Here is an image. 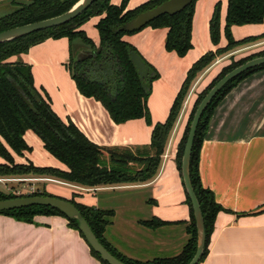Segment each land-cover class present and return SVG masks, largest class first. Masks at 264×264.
Listing matches in <instances>:
<instances>
[{
    "label": "crops",
    "instance_id": "obj_1",
    "mask_svg": "<svg viewBox=\"0 0 264 264\" xmlns=\"http://www.w3.org/2000/svg\"><path fill=\"white\" fill-rule=\"evenodd\" d=\"M147 1L130 0L127 9H135ZM111 2L119 6L122 0ZM219 2L224 5V31L228 0H198L193 19V48L183 58L166 50V28L148 27L124 36L123 40L134 46L160 75L152 84L147 103L153 125L167 120L190 68L207 52L227 45L224 32L218 46L210 37V21ZM102 18L93 17L81 27L97 47L100 35L96 26ZM232 33L237 41L258 37L264 34V23L234 26ZM71 46L67 38L48 39L10 61L21 60L30 66L35 87L46 91L56 115L66 123L73 122L92 143L132 151L149 145L153 126L145 119L116 124L100 102L79 92L68 68ZM256 46L264 48V39L246 49ZM74 49L77 54L84 50L81 43ZM239 51L219 58L193 85L154 179L142 184L97 188L59 180H54L55 184L66 188L45 183L58 190L60 198L71 200L75 196L77 203L114 211L105 237L123 256L140 262L172 258L188 242L190 235L186 228L191 215L176 164L178 145L197 95ZM24 139L32 152H25L23 156L7 146L16 164L68 170L45 150L33 131L28 130ZM6 163L0 157V165ZM200 174L204 187L214 193L224 209L216 217L207 256L201 264H264V70L241 81L216 107L201 150ZM155 218L170 224L156 230L140 224ZM0 264L102 263L92 255L80 232L70 227L62 216L40 215L33 223H27L0 214Z\"/></svg>",
    "mask_w": 264,
    "mask_h": 264
},
{
    "label": "trees",
    "instance_id": "obj_2",
    "mask_svg": "<svg viewBox=\"0 0 264 264\" xmlns=\"http://www.w3.org/2000/svg\"><path fill=\"white\" fill-rule=\"evenodd\" d=\"M78 1H13L19 8L13 13L0 18V33L62 15L69 11ZM129 1L122 0L121 5L117 6L112 4L111 0H96L87 11L67 24L39 31L13 42L0 45V157L7 162L0 165V176H50L69 184L87 188L142 184L151 181L158 174L170 136L180 117L190 90L199 76L219 58L237 51L240 47L264 39L263 34L258 37H248L237 41L232 33L234 26L241 27L264 23V0H228L224 28L227 45L224 48L217 49L215 52H207L190 68L173 102L167 120L164 123L153 125L147 103L152 84L159 79L160 75L142 57L147 69L145 78L141 80L130 60V51L139 52L134 46L125 42L123 38L127 35L136 34L148 27L152 29L166 28L168 29L165 44L166 50L176 53L180 58L185 57L193 48V19L198 0H195L182 12L174 16L163 15L142 29L136 31L121 30L116 33L117 30L124 27L126 23L139 14L151 10L168 0H148L132 10L127 9ZM220 11L221 3L219 2L215 6L210 21V37L215 46H218L221 42ZM96 16H103L96 26L100 35L99 47L81 30L84 24ZM61 38H67L72 45V55L68 68L79 92L87 98H93L100 102L116 124L145 119L149 126H153L149 145L132 151V149L127 148H106L92 143L73 122L68 121L66 123L56 115L46 91H39L35 87L32 68L21 60L10 61L11 58L28 53L33 46L48 39L57 40ZM76 40L80 41L84 50H90L94 55L84 60H78L79 57L73 47V43ZM260 56H264V51L239 61H235L232 57L231 64L224 67L217 77L198 94L177 149L176 164L181 178L182 158L186 142L191 123L200 103L226 74L247 61ZM262 70H264V65L250 69L225 85L206 108L196 130L190 160V178L200 203L206 232L205 251L200 264L204 262L207 256V248L214 231L216 217L219 212L224 211L223 207L216 201L214 193L204 187L200 174L201 150L209 129L210 120L216 107L234 87L244 79ZM14 84L20 87L25 97L34 106L37 114L21 99L15 90ZM28 130L33 131L40 138L45 150L64 164L68 169L67 171L53 167L39 168L32 163L29 165L15 163L7 146L18 156H23L25 152H32V148L28 146L24 139V135ZM34 196L52 195L36 193ZM15 198L19 197L5 195L0 191V200ZM69 201L82 213L104 247L125 264H189L196 254L197 226L192 203L187 193L186 202L191 215L190 222L186 228L187 233L190 235L188 242L179 255L172 258L155 259L150 262L129 259L117 252L107 242L105 235L108 227L112 224V219L115 216L114 211L96 209L77 203L74 199ZM0 214L27 223H33L36 216L58 215L66 218L70 227L80 232L79 223L76 219H68L59 210L51 207L32 206L2 211ZM140 224L146 228L156 230L170 223L155 218L151 221H142ZM80 234L84 238L81 232ZM91 253L102 264H108L93 249H91Z\"/></svg>",
    "mask_w": 264,
    "mask_h": 264
},
{
    "label": "water",
    "instance_id": "obj_3",
    "mask_svg": "<svg viewBox=\"0 0 264 264\" xmlns=\"http://www.w3.org/2000/svg\"><path fill=\"white\" fill-rule=\"evenodd\" d=\"M96 0H79L69 11L66 13L59 15L57 17H53L47 20H43L36 23H31L23 26H19L8 31L0 33V45L13 42L22 37L31 35L33 33L55 28L68 22L76 19L80 15H82L85 11H87ZM195 0H168L163 4L145 11L139 14L137 17L129 21L122 27L117 30L116 33L121 30L125 31H136L144 28L152 21L158 19L163 15L174 16L187 7H189ZM78 55V60H84L86 58H90L94 55V53L90 50H83ZM130 60L138 72V75L141 80L145 78L146 75V64L142 58V56L135 52L130 51ZM264 65V56L257 57L255 59L247 61L245 64L240 65L235 68L231 72L225 75L205 96V98L200 103L198 109L195 112L193 121L191 123L190 132L188 135V139L185 146L184 155L182 158V178L186 193L190 197L194 216L196 220L197 226V251L193 259L189 264H200L201 258L205 251V243H206V232L204 225V218L202 214V210L200 207V203L196 197L194 188L191 183L190 178V160L194 138L196 135V130L198 124L205 112L206 108L215 98V96L227 85L230 81L234 80L239 75L249 71L250 69L259 67ZM15 90L21 97V99L29 106V108L37 114L34 106L30 101L25 97L24 93L20 89L19 86L15 85ZM48 126V125H47ZM49 127V126H48ZM32 206H46L59 210L63 213L68 219H76L79 223V230L83 234L85 241L89 244V247L93 249L101 259L108 264H125L118 258H116L113 254H111L104 245L99 241L97 236L94 234L88 222L83 217L82 213L78 210V208L72 204L68 199H62L59 197L52 196H28V197H19L15 199L9 200H0V212L2 211H10L15 209H21Z\"/></svg>",
    "mask_w": 264,
    "mask_h": 264
},
{
    "label": "rangeland",
    "instance_id": "obj_4",
    "mask_svg": "<svg viewBox=\"0 0 264 264\" xmlns=\"http://www.w3.org/2000/svg\"><path fill=\"white\" fill-rule=\"evenodd\" d=\"M13 1L20 2L25 0H2L0 1V18L13 13L16 11L19 7L14 3ZM224 5L221 4V38L223 37V13H224ZM261 41V40H260ZM259 42V41H258ZM248 44L243 47L238 48L237 50H240L237 54L233 56L235 61H239L243 58L257 55L258 53L264 51V48L261 49V47L258 48V46L253 48L246 49V47L256 44ZM80 44L79 40L74 41L73 45L74 47H78ZM243 49V50H242ZM261 57V56H260ZM232 58V57H231ZM230 58V64L232 62ZM257 58V57H256ZM255 59V58H253ZM198 96V95H197ZM190 116V115H189ZM189 116L187 117V123L189 120ZM186 123V125H187ZM186 128V127H185ZM184 134V133H183ZM174 144L173 140L171 145ZM35 178V179H34ZM0 179L3 180L0 182V191L3 192L5 195H13L16 197H28V196H34L36 193H47L52 196H58L57 192L52 188H49L46 186L45 183H48L49 186L53 185L59 188H66L62 185H57L55 182H58L57 179L51 178L50 176H38V175H31V176H0ZM42 179H48L49 182L43 181ZM55 180V182H54ZM60 181V180H59ZM63 182V181H60ZM50 183V184H49ZM139 199L141 196L138 197ZM71 199L75 200V196H71Z\"/></svg>",
    "mask_w": 264,
    "mask_h": 264
},
{
    "label": "built area",
    "instance_id": "obj_5",
    "mask_svg": "<svg viewBox=\"0 0 264 264\" xmlns=\"http://www.w3.org/2000/svg\"><path fill=\"white\" fill-rule=\"evenodd\" d=\"M3 180L0 179V182H2Z\"/></svg>",
    "mask_w": 264,
    "mask_h": 264
}]
</instances>
